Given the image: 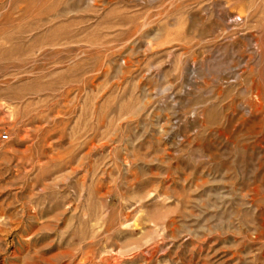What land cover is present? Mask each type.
<instances>
[{"label": "rangeland", "instance_id": "1", "mask_svg": "<svg viewBox=\"0 0 264 264\" xmlns=\"http://www.w3.org/2000/svg\"><path fill=\"white\" fill-rule=\"evenodd\" d=\"M0 264H264V0H0Z\"/></svg>", "mask_w": 264, "mask_h": 264}]
</instances>
